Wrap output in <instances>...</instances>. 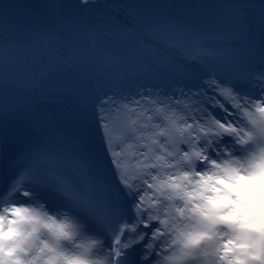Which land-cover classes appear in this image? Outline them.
<instances>
[{"label": "snow or ice", "instance_id": "snow-or-ice-1", "mask_svg": "<svg viewBox=\"0 0 264 264\" xmlns=\"http://www.w3.org/2000/svg\"><path fill=\"white\" fill-rule=\"evenodd\" d=\"M101 7L99 0H18L0 15V47L7 44L21 60L69 33L90 49L38 85L21 76L15 89L0 94V203L46 194L50 207L68 209L99 240L101 264H158L162 224L152 174L172 146L166 133L195 130L179 146L184 151L193 140L209 151L235 144L229 133L239 113L264 100V0L226 5L222 17L207 22L205 6L179 5L145 19L134 6L108 5L100 23L109 31H140L147 44L177 53L157 77L127 75V56L118 50H92L104 28L89 21ZM210 35L226 44L204 48ZM186 41L200 54L188 53ZM58 140L77 151L49 172L36 161Z\"/></svg>", "mask_w": 264, "mask_h": 264}, {"label": "clouds", "instance_id": "clouds-1", "mask_svg": "<svg viewBox=\"0 0 264 264\" xmlns=\"http://www.w3.org/2000/svg\"><path fill=\"white\" fill-rule=\"evenodd\" d=\"M235 127V144L211 151L195 140L179 148L195 130L166 133L172 146L152 174L158 264H264V100L249 102ZM99 244L38 194L0 203V264H101Z\"/></svg>", "mask_w": 264, "mask_h": 264}, {"label": "rangeland", "instance_id": "rangeland-1", "mask_svg": "<svg viewBox=\"0 0 264 264\" xmlns=\"http://www.w3.org/2000/svg\"><path fill=\"white\" fill-rule=\"evenodd\" d=\"M131 1V0H128ZM150 0H132L130 6H134L136 10L140 9L141 13H144V7L148 8L145 4ZM212 9H217L219 7L226 6L234 3H244L246 0H210ZM18 2V0H0V15L10 9L13 3ZM26 2L32 3H51L53 0H26ZM57 2L72 4L75 0H57ZM151 2V1H150ZM209 2V0H208ZM101 9H98L95 15L90 19L89 22L95 23L100 27L104 28V32L101 34V38L98 41L93 42L92 50H96L103 45L106 47L109 45L108 39L112 40L113 49L120 51L122 54L127 56V59L123 65V71L131 77H141L146 73L151 74L153 77L161 75L159 68L166 63H170L177 53L172 51H162L160 47L151 46L146 42L140 43L139 40L133 43L128 42L129 39L126 38L125 34L129 31H125L124 34L117 35L107 29L105 25H101V20L107 19L108 5H118L115 0H99ZM128 6V5H126ZM158 6V5H157ZM151 9H155L156 6H149ZM162 9V10H160ZM167 9L160 6L159 13L166 11ZM212 11V10H211ZM213 13V11H212ZM217 18V17H213ZM146 19V18H145ZM129 38V37H128ZM4 36H0V41L4 40ZM131 40V39H130ZM160 40V38H159ZM158 40V41H159ZM160 43V41H159ZM82 42L78 36L73 34H65L57 38L56 43L49 48L40 50L34 56L21 60L20 58H13L14 69L12 65L9 64L8 70H0V94H3L6 90L11 91L15 89L18 85L15 81H18L21 76L27 77L31 84L38 85L41 83L45 75L50 71H56L59 73L62 71V65L67 63L69 60L74 59L79 52L84 51L87 53L90 51L86 46H82ZM161 44V43H160ZM185 44V45H184ZM184 49L193 56L200 54V47L194 45L191 41L184 43ZM226 44V40L221 36L207 37L203 42L202 46L210 50H217ZM179 46V45H178ZM10 47H7V49ZM9 60V59H7ZM10 63L6 61V64ZM7 67V66H6ZM11 67V69L9 68ZM52 145L57 143V141L50 142ZM74 144L71 146L73 149ZM49 150V148L47 149ZM69 150V149H68ZM68 150H66V159H70L71 152L68 156ZM42 155H40L41 157ZM43 196V195H42Z\"/></svg>", "mask_w": 264, "mask_h": 264}, {"label": "trees", "instance_id": "trees-1", "mask_svg": "<svg viewBox=\"0 0 264 264\" xmlns=\"http://www.w3.org/2000/svg\"><path fill=\"white\" fill-rule=\"evenodd\" d=\"M117 2L118 5L121 6H130L132 3L131 1L128 0H115ZM151 1V2H150ZM149 2L145 3L148 5V8L144 7V13H141L140 9H138L137 11L140 12V14L142 15V17L146 18V19H154L156 18V16L160 13H163L162 11L159 13V8L160 6L162 8L167 9V12H174V11H179L180 9L177 7L179 5H198V6H205L203 7V12L206 14L204 17H202V19H204L206 22L207 21H212L215 19H218L220 17L223 16V14L225 13L226 9L224 8V6L222 5L221 7L217 8V9H212V5L211 1L209 0H150ZM156 6L155 9H151V7L149 6ZM158 5V6H157ZM162 10V9H160ZM213 13H212V11ZM185 12H191V9H184ZM165 12V11H164ZM213 17H217V18H213ZM132 32V34H130ZM129 31L128 33L125 34L126 38L129 39L128 42L133 43L135 41H137V39L139 40L140 43H144L145 39H144V35L140 32V31ZM2 34H0L1 36ZM215 35H210L208 37H212ZM129 37V38H128ZM157 40H159L160 38V43L163 45H167L169 43V41L163 37L157 36L155 37ZM3 40H1L0 42H2ZM184 43H187L184 42ZM185 45V44H184ZM152 46V45H151ZM178 46V45H177ZM180 46V45H179ZM178 46V47H179ZM9 47L7 44H4L3 47H0V70H8V66L9 64L12 65V69H14V65L12 64L14 60L13 58H17V55L11 50V48ZM152 48V47H151ZM160 50L162 48H159ZM12 58V60H11ZM9 59V60H7ZM10 61V63L4 64ZM7 66V67H6ZM11 69V67H9Z\"/></svg>", "mask_w": 264, "mask_h": 264}, {"label": "bare ground", "instance_id": "bare-ground-1", "mask_svg": "<svg viewBox=\"0 0 264 264\" xmlns=\"http://www.w3.org/2000/svg\"><path fill=\"white\" fill-rule=\"evenodd\" d=\"M64 140H58V144L57 145H52L50 144L49 146H52V153L54 152V161L55 166L51 165V163H49V160L44 159V157H38L37 158V165L43 167L46 171H55L58 168H64L66 166V161L64 159V152L66 149V145H70V143L68 144H63ZM150 194V193H149ZM43 195V199L46 200L48 202V204L50 205V197H48L46 194H41Z\"/></svg>", "mask_w": 264, "mask_h": 264}]
</instances>
